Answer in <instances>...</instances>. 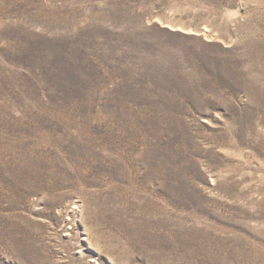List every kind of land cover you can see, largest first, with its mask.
<instances>
[{
    "label": "rangeland",
    "instance_id": "374dc122",
    "mask_svg": "<svg viewBox=\"0 0 264 264\" xmlns=\"http://www.w3.org/2000/svg\"><path fill=\"white\" fill-rule=\"evenodd\" d=\"M0 264H264V0H0Z\"/></svg>",
    "mask_w": 264,
    "mask_h": 264
}]
</instances>
